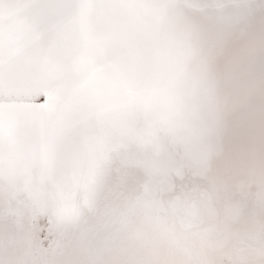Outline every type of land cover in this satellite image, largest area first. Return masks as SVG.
I'll return each mask as SVG.
<instances>
[{"label":"snow or ice","instance_id":"1","mask_svg":"<svg viewBox=\"0 0 264 264\" xmlns=\"http://www.w3.org/2000/svg\"><path fill=\"white\" fill-rule=\"evenodd\" d=\"M0 264H264V0H0Z\"/></svg>","mask_w":264,"mask_h":264}]
</instances>
